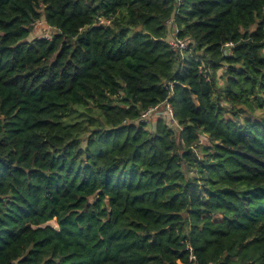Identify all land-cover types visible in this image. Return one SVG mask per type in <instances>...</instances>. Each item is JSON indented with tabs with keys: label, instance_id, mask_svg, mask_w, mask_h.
Here are the masks:
<instances>
[{
	"label": "trees",
	"instance_id": "obj_1",
	"mask_svg": "<svg viewBox=\"0 0 264 264\" xmlns=\"http://www.w3.org/2000/svg\"><path fill=\"white\" fill-rule=\"evenodd\" d=\"M0 264H264V0H0Z\"/></svg>",
	"mask_w": 264,
	"mask_h": 264
},
{
	"label": "built area",
	"instance_id": "obj_2",
	"mask_svg": "<svg viewBox=\"0 0 264 264\" xmlns=\"http://www.w3.org/2000/svg\"><path fill=\"white\" fill-rule=\"evenodd\" d=\"M177 29L174 28V30L170 33H169V37L167 39V44L170 48L174 49V50H177L179 51L180 53L184 52L186 49H187V43L184 42L183 40L177 38L176 34H177ZM204 77H207V73H204ZM165 107H166V113L168 114L169 118L171 121H174L173 120V114H172V110L170 108V106L168 104H165ZM156 110V108H153V109H150L148 111L151 112V111H154ZM175 122V121H174Z\"/></svg>",
	"mask_w": 264,
	"mask_h": 264
},
{
	"label": "rangeland",
	"instance_id": "obj_3",
	"mask_svg": "<svg viewBox=\"0 0 264 264\" xmlns=\"http://www.w3.org/2000/svg\"><path fill=\"white\" fill-rule=\"evenodd\" d=\"M35 35H37L35 33ZM158 112H159V116L160 117H163L165 121H167L168 125L171 126L172 128H176V123L174 121H171L168 114L166 113V107L164 105H161L158 109ZM156 118H154L153 116H151L148 120H146L145 122L149 123H153L155 121ZM144 122V123H145ZM214 222H218V221H221V217L220 216H217V217H214L212 219Z\"/></svg>",
	"mask_w": 264,
	"mask_h": 264
}]
</instances>
